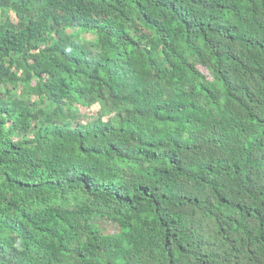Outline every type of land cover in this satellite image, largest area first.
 Segmentation results:
<instances>
[{"label": "trees", "instance_id": "1", "mask_svg": "<svg viewBox=\"0 0 264 264\" xmlns=\"http://www.w3.org/2000/svg\"><path fill=\"white\" fill-rule=\"evenodd\" d=\"M0 264H264V0H0Z\"/></svg>", "mask_w": 264, "mask_h": 264}, {"label": "rangeland", "instance_id": "2", "mask_svg": "<svg viewBox=\"0 0 264 264\" xmlns=\"http://www.w3.org/2000/svg\"><path fill=\"white\" fill-rule=\"evenodd\" d=\"M92 108H93V110L95 111V110L97 109V106H96V105H94Z\"/></svg>", "mask_w": 264, "mask_h": 264}]
</instances>
